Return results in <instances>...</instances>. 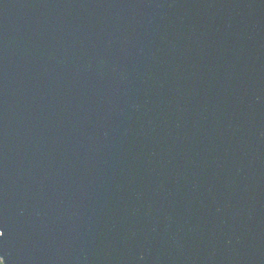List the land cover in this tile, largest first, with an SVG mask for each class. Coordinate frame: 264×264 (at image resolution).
<instances>
[{"label": "water", "instance_id": "obj_1", "mask_svg": "<svg viewBox=\"0 0 264 264\" xmlns=\"http://www.w3.org/2000/svg\"><path fill=\"white\" fill-rule=\"evenodd\" d=\"M1 264H264V0H0Z\"/></svg>", "mask_w": 264, "mask_h": 264}, {"label": "snow or ice", "instance_id": "obj_2", "mask_svg": "<svg viewBox=\"0 0 264 264\" xmlns=\"http://www.w3.org/2000/svg\"><path fill=\"white\" fill-rule=\"evenodd\" d=\"M3 234H4V233H3L2 231H0V236H3Z\"/></svg>", "mask_w": 264, "mask_h": 264}, {"label": "rangeland", "instance_id": "obj_3", "mask_svg": "<svg viewBox=\"0 0 264 264\" xmlns=\"http://www.w3.org/2000/svg\"><path fill=\"white\" fill-rule=\"evenodd\" d=\"M1 263V262H0Z\"/></svg>", "mask_w": 264, "mask_h": 264}, {"label": "trees", "instance_id": "obj_4", "mask_svg": "<svg viewBox=\"0 0 264 264\" xmlns=\"http://www.w3.org/2000/svg\"><path fill=\"white\" fill-rule=\"evenodd\" d=\"M1 264V263H0Z\"/></svg>", "mask_w": 264, "mask_h": 264}]
</instances>
